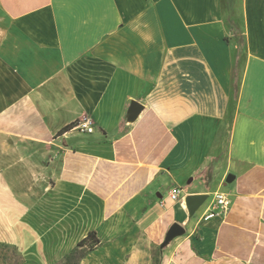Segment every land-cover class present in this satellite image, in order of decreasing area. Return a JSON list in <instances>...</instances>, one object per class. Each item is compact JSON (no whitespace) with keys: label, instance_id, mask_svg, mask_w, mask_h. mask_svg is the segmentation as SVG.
Instances as JSON below:
<instances>
[{"label":"crops","instance_id":"obj_1","mask_svg":"<svg viewBox=\"0 0 264 264\" xmlns=\"http://www.w3.org/2000/svg\"><path fill=\"white\" fill-rule=\"evenodd\" d=\"M93 231L79 264H264V0H0V264Z\"/></svg>","mask_w":264,"mask_h":264},{"label":"built area","instance_id":"obj_2","mask_svg":"<svg viewBox=\"0 0 264 264\" xmlns=\"http://www.w3.org/2000/svg\"><path fill=\"white\" fill-rule=\"evenodd\" d=\"M75 127L80 129L81 131H84V132L91 133L94 131L93 125L88 120L78 122ZM180 192H181V190L178 188L173 189L170 192V197L173 200H177L180 198ZM230 205H231V199L229 198V196L226 193L216 192L214 194V206L212 207L211 210H209L203 216V220L207 221V220H209L211 218H215V217L225 218L227 216V214L229 213Z\"/></svg>","mask_w":264,"mask_h":264},{"label":"water","instance_id":"obj_3","mask_svg":"<svg viewBox=\"0 0 264 264\" xmlns=\"http://www.w3.org/2000/svg\"><path fill=\"white\" fill-rule=\"evenodd\" d=\"M143 109L142 104L138 101H133L129 110V119H135L140 111ZM205 195H192L186 198L187 208L191 215H193L196 210L204 203L206 200ZM183 233V229L179 225H175L168 234V240L172 237Z\"/></svg>","mask_w":264,"mask_h":264},{"label":"trees","instance_id":"obj_4","mask_svg":"<svg viewBox=\"0 0 264 264\" xmlns=\"http://www.w3.org/2000/svg\"><path fill=\"white\" fill-rule=\"evenodd\" d=\"M71 126L66 127L65 129H70ZM100 243L97 238L96 232H90L83 240H81L77 248H75L66 258V264H79L80 260L83 259L87 253L93 251L95 247ZM2 258V254H1Z\"/></svg>","mask_w":264,"mask_h":264},{"label":"rangeland","instance_id":"obj_5","mask_svg":"<svg viewBox=\"0 0 264 264\" xmlns=\"http://www.w3.org/2000/svg\"><path fill=\"white\" fill-rule=\"evenodd\" d=\"M9 261L11 262L10 257L7 258V261H5V264H7ZM11 263H12V262H11Z\"/></svg>","mask_w":264,"mask_h":264}]
</instances>
